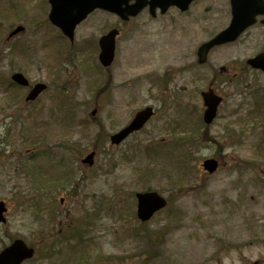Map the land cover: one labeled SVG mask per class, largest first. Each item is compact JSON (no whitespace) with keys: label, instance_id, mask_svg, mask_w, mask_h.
Segmentation results:
<instances>
[{"label":"rangeland","instance_id":"374dc122","mask_svg":"<svg viewBox=\"0 0 264 264\" xmlns=\"http://www.w3.org/2000/svg\"><path fill=\"white\" fill-rule=\"evenodd\" d=\"M45 1L0 0V201L9 204L0 249L51 235L56 248L26 264H264V74L247 65L264 52V27L200 66L198 48L230 24L229 0L156 19L145 10L129 23L96 11L74 44L44 24ZM113 28L121 35L106 69L98 42ZM17 72L48 91L27 104L28 90L9 85ZM209 89L224 101L207 127ZM147 106L154 119L111 146ZM93 150L89 168L81 161ZM208 159L221 164L212 176ZM149 189L169 207L142 227L136 194Z\"/></svg>","mask_w":264,"mask_h":264},{"label":"water","instance_id":"95a60500","mask_svg":"<svg viewBox=\"0 0 264 264\" xmlns=\"http://www.w3.org/2000/svg\"><path fill=\"white\" fill-rule=\"evenodd\" d=\"M194 0H49L51 4L50 22L62 30L71 41L74 40L75 30L87 17L96 10H103L119 16L123 21L139 16L147 7L153 17L157 16V9L165 14L171 7H177L186 12ZM233 8V20L230 27L220 33L211 42L203 45L199 50L200 64H205L211 49L233 43L251 26L256 24L258 16H264V0H231ZM264 24V21H263ZM17 33L19 32L16 31ZM117 30L111 31L100 40L101 64L108 68L112 66L116 52ZM249 65L264 71V53L250 60ZM12 80L22 86L28 87L29 81L23 74L13 75ZM47 87L38 84L27 98V102L35 101ZM208 110L205 113V122L211 124L217 116L218 107L222 99L216 97L213 92L204 94ZM153 116V109L147 108L137 114L131 125L112 137L113 144H120L133 132L141 130ZM95 154L84 160L85 164L93 165ZM219 167L215 160L206 161L205 170L214 174ZM138 217L142 222L149 221L156 212L166 207V201L156 193L138 194ZM5 205L0 204V224L5 222ZM35 251L30 249L24 241L19 240L10 248L0 253V264H23L34 257Z\"/></svg>","mask_w":264,"mask_h":264},{"label":"flooded vegetation","instance_id":"af4514ba","mask_svg":"<svg viewBox=\"0 0 264 264\" xmlns=\"http://www.w3.org/2000/svg\"><path fill=\"white\" fill-rule=\"evenodd\" d=\"M229 3H230V0H229ZM230 9H231V6H230ZM263 19H264L263 17H259L256 26H258V27H264V25L262 24V20H263ZM256 26H254V27H256ZM247 65H248V64H247ZM256 71H257V70H256ZM222 72H223V73H226L227 75H230V74H231V71H230L228 68L223 69Z\"/></svg>","mask_w":264,"mask_h":264}]
</instances>
